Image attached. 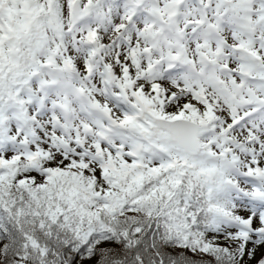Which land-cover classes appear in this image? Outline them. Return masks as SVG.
<instances>
[{
  "label": "snow or ice",
  "instance_id": "obj_1",
  "mask_svg": "<svg viewBox=\"0 0 264 264\" xmlns=\"http://www.w3.org/2000/svg\"><path fill=\"white\" fill-rule=\"evenodd\" d=\"M0 264H264V0H0Z\"/></svg>",
  "mask_w": 264,
  "mask_h": 264
}]
</instances>
